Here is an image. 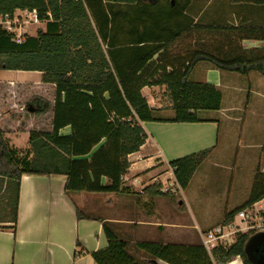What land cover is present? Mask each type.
<instances>
[{"label": "trees", "instance_id": "trees-1", "mask_svg": "<svg viewBox=\"0 0 264 264\" xmlns=\"http://www.w3.org/2000/svg\"><path fill=\"white\" fill-rule=\"evenodd\" d=\"M173 1L181 0H0L2 15L36 10L39 20L46 22V31L25 36L21 43L0 26V71L39 72L44 83L55 86L51 128L33 130L27 152L12 147L0 126L1 230L16 229L24 174L66 176L67 194L127 192L129 157L148 139L142 123H198L203 122L200 111L221 109L223 94L216 86L189 79L198 63L264 76V54L257 50H229L228 55L236 57L225 59L202 48L188 56V65L170 60V17L177 7ZM237 1L264 4V0ZM251 31L259 37L258 29ZM156 86H166L172 118H164L143 95L144 88ZM67 127L71 134L62 135ZM211 152L212 148L170 162L182 189L188 188ZM263 198L264 174L257 171L249 200L228 213L224 223ZM77 217L88 218L79 208ZM104 229L109 246L92 253L97 264H155V260L228 264L236 258L243 264H264V233L256 243L251 241L253 233L238 235L232 246L211 252L201 242L140 243L136 249L143 254L137 257L109 224ZM83 253L76 252L74 258Z\"/></svg>", "mask_w": 264, "mask_h": 264}, {"label": "crops", "instance_id": "crops-1", "mask_svg": "<svg viewBox=\"0 0 264 264\" xmlns=\"http://www.w3.org/2000/svg\"><path fill=\"white\" fill-rule=\"evenodd\" d=\"M171 5L177 7L170 17V60L188 65V56L202 48L225 59L236 57L229 56V50L264 54V4L181 0ZM41 23V30L46 31V22L39 20L33 25ZM231 28L238 30L229 31ZM252 29L259 30L258 38ZM10 72L11 78L0 77V126L12 147L27 152L30 133L45 128L41 123L45 113H50L51 125L55 100L46 103L41 99L36 101L41 107H34V99L23 100L21 90L55 86L44 83L39 72ZM21 73H37L38 79L13 78L24 75ZM189 79L216 86L223 94L221 109L200 111L203 122L198 123H142L148 139L129 157L127 192L67 194L66 176L24 174L16 229H0V264H97L92 253L109 246L105 223L137 257L143 254L136 249L140 243H202L201 233L223 224L228 213L245 204L257 171L264 174V76L255 71L242 75L200 62ZM166 91V86H156L146 87L142 93L153 109L164 118H172L168 96L163 99L153 94ZM26 105L28 118L19 114ZM61 134L70 135L71 128ZM210 148V156L187 189L180 194L163 193L169 183L162 172L171 167V161ZM77 208L88 218L78 219ZM81 251L84 253L75 259V253ZM153 263L167 264L161 260ZM228 264L243 262L236 258Z\"/></svg>", "mask_w": 264, "mask_h": 264}, {"label": "built area", "instance_id": "built-area-1", "mask_svg": "<svg viewBox=\"0 0 264 264\" xmlns=\"http://www.w3.org/2000/svg\"><path fill=\"white\" fill-rule=\"evenodd\" d=\"M17 12H19V15H24L29 19L30 23H38L39 17L36 10H18L13 17L0 14V26L14 35L15 42L21 43L24 38H22L21 34L18 35L16 33L18 28L15 26L19 21L18 17L17 19L15 17ZM170 168L172 175H174L175 170L172 167ZM178 192L179 194L182 192V187L176 178L170 187L163 188V193L166 194H178ZM247 233H264V198L252 207L240 211L232 222L223 223L201 233V240L205 249L211 252L216 247L227 248L232 246L236 242L238 235Z\"/></svg>", "mask_w": 264, "mask_h": 264}, {"label": "rangeland", "instance_id": "rangeland-1", "mask_svg": "<svg viewBox=\"0 0 264 264\" xmlns=\"http://www.w3.org/2000/svg\"><path fill=\"white\" fill-rule=\"evenodd\" d=\"M15 17H16V19L18 17V20H19L18 23L15 24V26L18 28L16 33L18 35L21 34L22 38H24L26 35L27 36H35L38 30L43 29V25H44L43 23H41L39 25H33V23H30L29 19H27L24 15L23 16L19 15V12H17V15ZM21 74H24V75H22L21 77H17V78L13 77V78L15 80H17V79L18 80H22V81L23 80H27V81H32V82L35 81L36 79H38V77L36 76L37 73H30V74L29 73H21ZM10 75H12V73L10 71H1L0 72V77L1 78H6V79L7 78H11ZM147 93L149 94V92H147ZM21 94H23L22 95L23 98H24L23 100L34 99L33 100V102L35 103L34 107L35 106L36 107L37 106L41 107V105L39 104L41 99H43V101L46 102V103H48V102L50 103V102L55 100V89L54 88H49V87L45 88L44 90H41V91L40 90L38 91V90H30V89L26 90L25 89V90H21ZM153 94L159 95L161 97L163 96V99H165V97L167 95L166 92H164V93H162V92H159V93L154 92ZM36 101H38L39 103L38 102L36 103ZM41 103L43 104V102H41ZM45 107L48 109L47 106H45ZM18 108L19 109H17V110L21 109V107H18ZM27 109H28V106L26 105L24 107L23 112H20L19 114L20 115H24L25 118H28ZM49 114H50L49 112L45 113L44 116L42 117V120H41L42 125H45V128H43L44 130H49L50 129ZM5 129L7 131L9 130L7 128H5ZM168 172H169V174H168ZM162 173H165V175L167 174L165 179H166V181L168 180V183H169L168 186L170 187L171 184L173 183V181H175L174 175H172V170L170 168H167L166 171H163ZM170 182H172V183H170ZM178 194H179V192H178ZM206 205H207V203L204 204L205 207H206ZM259 237H260L259 233H253L252 234V238L253 239L251 241L253 243H256V242L259 241Z\"/></svg>", "mask_w": 264, "mask_h": 264}]
</instances>
